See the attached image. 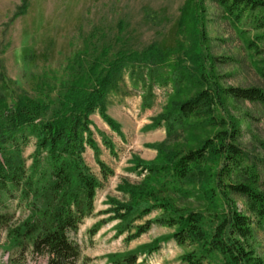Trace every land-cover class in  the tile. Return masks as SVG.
I'll return each instance as SVG.
<instances>
[{"label": "trees", "instance_id": "obj_1", "mask_svg": "<svg viewBox=\"0 0 264 264\" xmlns=\"http://www.w3.org/2000/svg\"><path fill=\"white\" fill-rule=\"evenodd\" d=\"M202 1L197 0L198 10ZM212 1L234 24L244 22L252 31H264V0ZM202 17L196 18L201 22ZM204 32H199L203 49ZM249 49L260 53L253 41ZM180 53L189 60L190 51L182 42L169 50L153 44L141 53L119 52L111 61L107 50L91 62L76 63L79 74L55 102L49 97H23L6 106L0 97V240L7 233L17 247L9 264L80 263L74 236L93 214L100 187L84 162L87 149L98 155L90 116L98 110L114 127L105 105L129 67L133 68L130 78L150 96L155 85L173 84L162 120L170 136L182 130L189 138L185 145L160 148L157 159L141 167L147 172L141 184L129 189L130 204L111 211L122 224L120 232L159 211L160 217L136 227L127 240H136L157 225L173 231L170 240L177 246L192 247L182 257L185 264H203L215 253L221 264H264L254 248L255 230L264 229V178L256 165H245L242 130L218 114L225 100L264 107V90L222 88L212 65L205 69L201 64L194 69L182 65L177 71L169 62ZM207 56L203 53L200 62L206 64ZM192 57L193 61L197 56ZM32 139L36 152L29 173L21 154ZM99 165L105 178L113 174ZM235 197L245 201V213L238 210ZM191 199L198 205L189 203ZM18 200L29 205V217L13 227L15 217L5 202ZM157 247L154 243L146 251ZM113 263L136 264L137 257L129 255Z\"/></svg>", "mask_w": 264, "mask_h": 264}, {"label": "rangeland", "instance_id": "obj_2", "mask_svg": "<svg viewBox=\"0 0 264 264\" xmlns=\"http://www.w3.org/2000/svg\"><path fill=\"white\" fill-rule=\"evenodd\" d=\"M199 14H203L202 23L196 18ZM240 30L248 34L240 35ZM201 31H205L204 49L200 47ZM251 41L260 53L249 49ZM178 42L187 44L190 55L189 60L184 53L170 60L169 66L177 71L183 66L194 69L201 64L205 69L212 65L222 88L264 90V31H252L244 22L234 24L212 0H203L200 10L197 0H0V97L6 106L23 97H49L55 102L79 74L78 62H91L107 50L109 61L119 52L141 53L153 44L169 50ZM203 53L209 55L206 64L200 62ZM192 56L197 59L192 61ZM211 57L228 63H214L217 61ZM132 69L123 72L118 91L109 95L105 105L114 127L98 110L90 116L98 155L87 149L84 162L100 187L93 214L74 236L81 250L79 264H114V259L129 255L137 257L136 264H185L182 257L193 250L177 246L170 240L173 231L157 225L140 238L127 240L136 227L160 217L159 211L135 221L123 233L121 222L111 213L130 204L129 189L141 184L147 172L141 167L154 162L160 148L185 145L189 138L182 130L170 136L162 120L172 99L173 84L155 85L150 96L130 78ZM165 71L172 72L171 68ZM223 104L218 114L242 130L240 147L245 165H256L264 178V107L226 100ZM35 144L36 139H32L21 154L29 173ZM99 163L113 174L105 178ZM189 189L195 191V187ZM234 200L245 213V201ZM191 202L198 205L194 199ZM5 205L15 217L13 227L29 217L26 203L6 201ZM154 243L158 247L146 251ZM254 248L264 258V229L255 230ZM16 251V245L3 233L0 264H9ZM203 264H221V257L215 253Z\"/></svg>", "mask_w": 264, "mask_h": 264}]
</instances>
